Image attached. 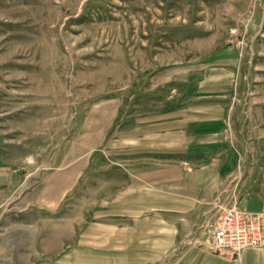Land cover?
<instances>
[{"label":"rangeland","instance_id":"1","mask_svg":"<svg viewBox=\"0 0 264 264\" xmlns=\"http://www.w3.org/2000/svg\"><path fill=\"white\" fill-rule=\"evenodd\" d=\"M233 58L238 167L167 255L206 249L246 177L264 198V0H0V264L159 254L126 229L143 217L133 198L156 157L187 152L154 142L152 128L182 98V66Z\"/></svg>","mask_w":264,"mask_h":264},{"label":"crops","instance_id":"2","mask_svg":"<svg viewBox=\"0 0 264 264\" xmlns=\"http://www.w3.org/2000/svg\"><path fill=\"white\" fill-rule=\"evenodd\" d=\"M236 64L237 58H233L213 66H182L188 71L182 90L178 91L182 98L174 102V112L170 111L152 128L154 142L159 139V143L167 145L163 148L186 151L187 155L156 157L160 162L153 163L152 176H145L144 183L151 184L146 187L147 194L140 198L138 192H142L137 190V197L133 198L144 207L132 212L143 217L136 224L128 223L126 229L129 234L135 231L136 236L142 235L144 244L160 248L159 254L144 255L139 261L143 264H264V248H246L239 260L194 245H188V250L178 255L163 253L177 244L187 226L190 228L193 216L202 213L203 203L213 196L222 178L235 173L238 167L227 133ZM5 181V176L0 175V184ZM243 183L238 205L263 209V195L256 196L257 191L249 189V177ZM147 213L151 217L144 216Z\"/></svg>","mask_w":264,"mask_h":264},{"label":"built area","instance_id":"3","mask_svg":"<svg viewBox=\"0 0 264 264\" xmlns=\"http://www.w3.org/2000/svg\"><path fill=\"white\" fill-rule=\"evenodd\" d=\"M193 241L192 245H196ZM203 246L210 252L239 260L246 248H264V208L248 209L233 204L223 207Z\"/></svg>","mask_w":264,"mask_h":264}]
</instances>
